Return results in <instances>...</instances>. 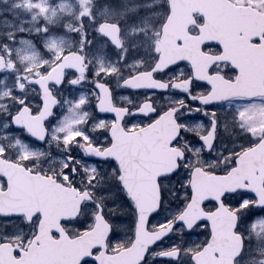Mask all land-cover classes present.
Returning <instances> with one entry per match:
<instances>
[{
	"label": "snow or ice",
	"instance_id": "6c2138e0",
	"mask_svg": "<svg viewBox=\"0 0 264 264\" xmlns=\"http://www.w3.org/2000/svg\"><path fill=\"white\" fill-rule=\"evenodd\" d=\"M79 2L81 11L78 14L77 26H67L70 31L76 32L79 36V42L75 48L70 44L66 45L63 36L55 34L45 36L43 40V52L36 49L30 41H21V43L27 45V48L23 50L22 54L21 50L17 49L16 55L25 67L22 72L16 74L15 86L6 93L10 99H13L15 104V109L7 115L10 122L8 126L23 128L34 140L43 143L51 138L52 141L64 145L63 151L66 152V156L62 160V178L65 181L74 180L78 173H83L87 178H82L81 183L95 192L98 187L105 186L103 183L105 177L101 173V170L95 164H90L87 169L80 167V160L69 149L72 145H75L86 157L101 162L115 161L118 159L115 152V134L108 131L106 121L104 120H99L94 123L92 128L85 130L87 120L92 115L86 110L90 104L88 94L80 92L75 98L69 99L64 97L62 99V94L58 95L57 92L63 87H70L75 90L82 87L85 82L91 83L93 85L91 95L96 100L94 105L96 115L111 112L114 116H117L118 114L110 102L112 90L106 81L114 74H118L119 69L111 63L105 65V62L99 59L96 66L90 70V60L86 55V48L90 47L93 41L90 38V34L85 30V24L87 22L94 25L93 31H95L96 35L102 37L107 44H110L115 49L123 48L124 40L120 35L119 20L109 17L107 20L97 23L98 14H93L92 0H79ZM33 7L37 9L40 15L45 16L46 19H50L48 17L47 4L39 2L34 4ZM115 15L116 10H113L112 16L114 17ZM38 31L48 34L50 29L44 26ZM28 49H31V51ZM12 56V50L10 48L7 49V65L3 62V56H0V71L15 72V61L12 59ZM155 71L156 69H152V72ZM89 75H91V79H89ZM140 86L136 83L135 76L121 82V87L136 89ZM30 87L36 93L34 104L29 103V97L24 94L25 89ZM230 99L250 101L253 98L227 96L202 97L198 103L205 106V111L201 113L199 108H197L194 112L189 113V117L196 116L197 114L207 116V108H212L211 123L214 130L218 124L215 106L226 103ZM190 100L193 104L197 103L195 98H190ZM61 107L63 111L57 119V123L52 125L50 129L51 119ZM247 110L251 111L252 108L249 107ZM189 117L184 118L187 119ZM177 122L179 123V120ZM112 123L114 124L115 121ZM245 123L238 121L241 127H244ZM90 132L103 134L105 136L104 141L93 140L89 135ZM109 140L112 141L111 144L108 143ZM200 140H203V137ZM179 169L180 164L177 163L172 173L158 176L154 191L155 204L146 213L142 212L139 203L143 194L138 192L134 186L127 183L123 175H120L116 180L114 190L119 200L132 210V214L128 217L116 216L114 219L117 221L127 219L137 227L142 226L144 231H149V224L159 216L167 200L163 182L174 175L175 171H179ZM115 174L116 169L113 168L109 172L108 181H111ZM261 183L264 184V181ZM246 191H251V189H247ZM85 195L88 194L85 193ZM225 195L229 194L226 193ZM231 195H235V193H231ZM235 205V214L231 220L224 223L225 238L232 240V251L229 253V259L225 260L221 258L215 261L214 264H249L247 259L242 260L241 258L246 256L245 241H250L251 236H246L240 232L239 226L247 222L249 232L264 231V215H253L254 210L264 209V196H261L254 203L237 199ZM101 215H103V210L101 211ZM199 223L203 224V220ZM165 224L169 225V229L155 233L154 239L144 246L137 264H153V261L156 260H168L173 262V264H179L182 250L178 245H172L169 249L154 251L157 248L158 242L163 241L167 235L171 234V227L174 225L168 220L153 225L156 229H164ZM191 230L192 226L188 228L187 232L191 233ZM247 247L251 250V244H248ZM202 251H205V249H198L197 254L192 256L193 264H201L199 255ZM183 252L184 254L192 255L190 249L183 250ZM217 253H220L221 257H223V250L219 246L212 250L213 256Z\"/></svg>",
	"mask_w": 264,
	"mask_h": 264
},
{
	"label": "water",
	"instance_id": "95a60500",
	"mask_svg": "<svg viewBox=\"0 0 264 264\" xmlns=\"http://www.w3.org/2000/svg\"><path fill=\"white\" fill-rule=\"evenodd\" d=\"M170 14L162 28V37L160 44V59L154 69L161 71L169 65H174L179 61L195 62L199 58V47L205 42H216L223 49V53L215 58H210L209 66L214 61L228 62L238 72L237 79L234 83L224 81L216 85L212 78H207V73L204 71L205 66L196 68L193 64V70L198 74L199 78L209 81L212 86V92L208 97H257L264 95V13L250 7L235 5L229 0H168ZM200 14L204 17V25L200 27V34L196 37H191L187 34V27L191 25L193 14ZM259 40V45H252L251 41ZM181 42L184 46H177V42ZM186 45H191L189 49ZM198 50H197V48ZM197 51V52H194ZM207 60V57L202 56ZM208 58V59H209ZM4 62V59H3ZM5 64V63H4ZM204 71V73H203ZM141 78V77H140ZM144 82H139L142 87H150L151 82L145 77ZM171 125L177 129L176 125L171 120ZM155 125H151L136 135H124L120 127V123L113 126L110 133L115 134V152L118 157L116 160L121 168V175L125 177V181L134 186L138 192L142 193V199L139 201L142 212L146 213L148 209L155 204V185L159 175L168 173V168L164 162L168 160L169 153L173 152L169 149L172 141L173 133L167 137H162L160 131L158 133ZM177 132V130H175ZM174 131V132H175ZM176 132L174 137L176 136ZM137 141L141 142L140 147L136 150L138 154H144V158L140 159L143 165L132 174L126 175L124 172V144H134ZM213 141V133L210 132L205 138L204 143L207 149L210 148ZM0 174L6 177L8 181V189L5 192H0V214L6 211V208L11 204H5L3 197L5 195H13L17 182H19L24 174L21 167H17L12 163L0 160ZM159 163L162 164L159 166ZM236 168L231 170L227 176L213 175L202 177V172H194L191 179V200L187 209L179 217L178 221L183 222L188 226H194L195 223L203 220L211 225L212 237L209 244L200 252L199 259L201 264H214L215 261L221 258L229 259V253L232 251V240L226 239L223 225L216 219L218 213L213 215L204 214L201 211L202 205L213 200L220 202L223 195L226 193H234L238 190L248 191L254 194L258 199L264 196V187L261 182L264 181V136L259 143L253 148L242 153L235 161ZM29 174H26L28 177ZM36 180H40L39 176H34ZM247 183V185H245ZM71 193V191H69ZM64 195L68 194L67 190L62 191ZM75 192L71 193V205L69 209L62 210L65 216L61 215L60 219H71L78 215L79 207L84 199V196L75 198ZM20 206V205H18ZM27 204H21L19 214H23L28 219L36 212L40 211L39 207L27 210ZM56 207L53 206L52 210ZM67 210V212H66ZM223 210L222 207L217 211ZM12 213L17 214L18 211L14 207ZM56 219V218H55ZM57 221V220H56ZM224 227V226H223ZM139 228V229H138ZM109 225L105 223L101 215L96 217V224L93 230L87 232L81 237L69 240L66 236H62V247H56L53 252V261L50 264H70L68 257H72V264H78L82 259L89 257V248L84 249L82 244L88 242L89 239L97 240L106 237ZM143 227H137V238L140 236ZM43 222H41L38 230V235L34 239V243L41 242L45 234ZM104 233L102 237L100 234ZM49 236L46 238L48 239ZM32 243L27 251H21V258L17 261L13 258H0V264H37L31 258L36 252L37 247ZM77 243V245H75ZM6 246V245H5ZM221 247L223 257L217 253L218 258H214L212 250L216 247ZM70 248L71 252L68 256L61 255L59 250ZM9 254L12 249L8 248ZM122 254V253H121ZM119 254L117 257H120ZM80 257L78 258V256ZM196 255V254H195ZM58 256L59 261L55 259ZM52 259V258H51ZM138 261V260H136ZM40 264V263H39ZM101 264H124V260L117 262L114 258L105 259Z\"/></svg>",
	"mask_w": 264,
	"mask_h": 264
},
{
	"label": "rangeland",
	"instance_id": "374dc122",
	"mask_svg": "<svg viewBox=\"0 0 264 264\" xmlns=\"http://www.w3.org/2000/svg\"><path fill=\"white\" fill-rule=\"evenodd\" d=\"M96 0H92V5L95 3ZM103 0L101 4L97 6H93V10H95V15H97V18H102L104 20H107L109 17H112L113 19L122 18L131 11H136L139 7L142 9L144 8L143 13L146 15L140 16L138 19L135 18V22L132 23L133 25H129L127 27V31L125 32L128 35H132L130 33L138 32L140 29H143L146 33V38H148V34L153 37L152 46H156L158 36H159V30L155 27L156 22L163 21V17L165 15V9H167V6L165 4V0ZM144 1V2H143ZM234 3L242 4V5H250L254 8H257L259 10L264 11V0H231ZM43 2L47 4L48 7V17L50 19H46L45 16L40 15V13L37 11L35 7H33L34 4ZM143 2V3H142ZM141 3V4H138ZM153 7V10L151 13H149L150 7ZM138 7V8H137ZM113 10H116V15L113 17ZM81 11L80 2L79 0H0V55L4 56L6 59V64L8 63V57H7V49H11L13 52L12 59L15 61V72H9L7 70L0 72V143H3L4 140L2 138L5 137H12L15 133H17V136L15 137H23L25 136L23 132L14 130L13 127L8 126L9 125V117L8 113L10 111H13L15 109V104L13 103L10 107L9 97L6 95L10 89H12L15 86V78L16 74L23 71L25 65L21 62V60L16 55V50L20 49L21 54L23 53V50L27 48V45L21 43V41H24L18 36L20 33H27L29 34V41L35 46L36 49L43 52L41 48H39L38 44L41 43V41L35 42L36 38L41 36L39 29L40 23L42 21H49L48 23L51 24V22H55L56 24H51L54 26H62L66 30H68L67 26H72L75 20L73 19L77 12ZM61 12V13H60ZM122 13V16H121ZM35 16V18H33ZM153 22L152 23V19ZM63 21V22H62ZM154 25V28H153ZM38 33V34H36ZM33 34L38 35L33 38ZM31 38V39H30ZM146 40V39H144ZM76 40H74L73 37L65 38V43L70 44L73 48L75 45ZM43 44V43H42ZM31 51V49H28ZM105 52L108 53L107 56L101 58L105 65H108L110 62L107 60L110 55V50L108 47L104 48ZM46 53H44L45 55ZM47 56V54H46ZM114 61H111V64L118 67L119 72L118 74H114L110 79L109 83L111 86L115 89H118V99L120 101L124 102V95L122 94V88L119 86V82L124 79L125 76L129 75V73L137 72L141 68V64L138 61H132L129 65L122 66L120 64V56H116L112 58ZM97 58H94L92 60V69L97 64ZM182 69H178L177 72L173 71L170 73L171 78L178 79L181 76ZM124 71L126 75H124ZM122 73V74H121ZM179 75V76H178ZM91 79V78H89ZM178 83V82H177ZM86 87L83 89V87L77 88L73 90L70 87H63L58 90L57 94H62V99L64 97H67L69 99L75 98L76 95L80 92H84L88 94L90 99V104L87 111H91V106L95 103V98L91 95L93 92V85H89L87 82L84 84ZM70 88V89H68ZM25 95L29 97V103L34 104L36 101V93L35 91L30 87L25 89ZM130 99L129 97H127ZM13 100V99H12ZM165 101L167 104L173 102L172 96H166ZM239 106V110H238ZM249 107L252 108L251 111L247 110ZM10 109V111H9ZM216 110V119L218 121V124L216 125V140L215 144L213 145V148L210 152H206L203 149V146L200 142V140L195 139L194 137H189V139L185 140L186 137L182 135L181 141L185 145V149L189 150V152H192V154L195 156V159H198L194 161V163H197L199 166L203 167L206 171L209 172H216L218 170L225 171L230 164L232 163V160L235 156H237L242 151L254 146L263 136L264 132V97L252 99V100H240V99H232L227 101L226 103L219 104L218 106H215ZM5 111H9L8 113H5ZM63 111V108L61 107L58 109L57 114L53 121L51 122L50 129L52 125H55L57 123V119L61 115ZM205 111V109H204ZM194 112V109L190 111ZM208 115H196L198 117H201L197 119L194 116L186 115L183 116L181 119V124L183 128V134L186 131H192L195 136H198L199 132L205 134L207 130L209 129V124L211 121V112L212 108H207ZM203 113V112H202ZM184 117H189L185 119ZM3 118V121H1ZM238 121L240 122H246L244 124V127L239 126ZM94 123L96 121H93L90 128L93 127ZM109 121H106V127L108 125ZM199 126V127H198ZM207 127V128H206ZM9 130L7 134L3 132V130ZM89 129V128H88ZM85 130H87L85 126ZM20 134V135H19ZM89 135L92 137V133L90 132ZM93 139V137H92ZM50 140V141H49ZM49 141V143H48ZM31 143V142H29ZM58 144L55 141H52L50 138L47 140L46 144L43 145V149L40 151H37L34 146L33 149L28 147V143L26 141H23V144H20L17 141L15 142L16 151L18 152V156L20 157L24 162L29 160V158L26 156H33L30 157L35 161V164L28 163L31 169L40 171V172H47L52 174L54 171H57V177L58 179L65 181L62 178L61 171H62V160L63 156L59 159H57V166L54 169V161L50 159L51 165L47 166V163L44 161L46 159L47 155V147H51V144ZM62 146V150L64 149V145L59 144ZM2 145L0 144V150L2 149ZM74 147L76 148V152L74 155L77 157V159L85 158L83 156L82 151L75 145H72L70 149ZM69 149V150H70ZM1 153V151H0ZM35 153V155H33ZM82 154V155H81ZM81 155V156H78ZM28 159H25V157ZM43 161V162H42ZM27 163V162H26ZM80 167L87 169L88 166L85 165L83 161L80 160ZM103 167H100L101 173L105 177L104 187H98L95 192H93L91 189L87 188L84 184L81 183L82 178L86 179L83 175V173H78L77 176L74 178V180L65 181L67 184L71 183V186H76L80 191L84 188H87L88 192L92 194V198L94 201L90 204H87L83 210H82V219L77 221L76 225H72L69 227H66V230L69 232L71 236H74L75 234L81 233L84 230H87L91 227L93 224V216L97 209V204L100 202V204L105 205L103 207V212L108 218L106 219L112 226L113 232L115 233V248L118 247H124V220L117 221L114 219L116 216H123L124 212V204L119 200L118 196L115 193L114 185L116 183V180L119 176V172H116V174L113 176L111 181H108V175ZM186 177L184 175H178L174 179V183L170 184V181H167L164 183L165 190H168L170 187V191L168 190L167 193L169 194V198L166 201L175 202L177 201L176 207L170 206L167 209V213L160 215L157 219L156 223H163L164 220H166V217H168L170 214H174L178 207L180 206V201L185 200L188 197V190L186 189L185 182ZM175 183L180 184V189L176 190ZM3 182L0 179V187L3 188ZM102 189L104 190L102 192ZM116 197V199H115ZM241 197V196H238ZM242 201L247 200L249 203H254L249 197L242 196L240 198ZM102 205V206H103ZM85 214V215H83ZM103 214V215H104ZM104 215V216H105ZM257 215H264V210L261 212H258ZM12 222V221H11ZM34 226L32 227H26L23 226L21 222H16L14 225L2 223L0 221V235L5 240H9L11 242L17 243V245H24L27 243L29 238L34 233ZM13 224V222H12ZM75 224V223H74ZM241 232L244 233L246 236H251V240H246V256L243 257L244 259H247L248 261L255 260V264H261L263 262L264 264V231L257 232H249L248 223L245 222L242 224ZM9 231L8 234H5ZM205 237V231L203 228L196 230V232L192 235V237L186 236L183 234L181 230H178L174 237L171 239L169 238L164 246L161 249H166L172 245H177L182 250L190 249L191 252H195L202 246L203 238ZM248 244H251V250L248 249ZM114 248V249H115ZM184 255V252H183ZM188 255V254H185ZM184 261V258H182L179 261V264H182ZM153 264H156L155 261ZM165 264V263H161ZM170 264V263H169Z\"/></svg>",
	"mask_w": 264,
	"mask_h": 264
},
{
	"label": "flooded vegetation",
	"instance_id": "af4514ba",
	"mask_svg": "<svg viewBox=\"0 0 264 264\" xmlns=\"http://www.w3.org/2000/svg\"><path fill=\"white\" fill-rule=\"evenodd\" d=\"M151 11L152 10H149V13H151ZM165 11L166 12H165V15L163 17L162 23L160 21L155 23V27L158 28V30H159V36H158L156 46H152L153 37H151V35L148 34V38L145 37L146 34L150 30L145 33L143 29H140L138 32H135L138 34H132V35H128L125 33L127 31V27L129 25L130 26L133 25L132 23L135 22L136 17H137L136 19H138L140 16H142V14L146 15L145 13H143L142 10L131 11L130 13L125 15L124 17L116 19V20H119L120 29H121L120 35L123 37V40H124V47L121 49H115L110 44H107L106 41L102 37H98L96 35L95 31H93L94 25L88 24L86 22L85 30L90 34V38L93 41L92 45L90 47L86 48V55H87L88 59L90 60V65H89L90 70L92 69V60L94 58L98 57V59H101V58L104 59V57L108 55V53H106L104 50L105 47H108L110 50V55H109V58L107 59L110 63H111V61H113V59H112L113 57L121 55L120 61L122 60L121 62H122L123 66L129 65V63L132 61H138L141 64V68L137 72H135V74L139 73V72H148V71L152 70L155 62L159 58V56H158L159 51L158 50L160 47L159 41L161 38L160 32L162 31L163 23L168 16V9H165ZM78 14H79V12H77L76 15L74 16V17H76L75 22H74V27L77 26ZM93 14L95 15V10H93ZM198 18L199 17L195 16V20L198 21L199 23H201V20ZM103 20L104 19H102V18H97V23H100ZM152 23H154L153 19H152ZM153 28H154V25H153ZM190 33H196V32L193 31V29L192 30L190 29ZM144 39H146V40H144ZM75 40H76V42H75L74 48L77 46V44L79 42V36L76 32H75ZM179 44L181 45V43H178V45ZM201 51L204 52L205 54L216 55V54H219L221 50L215 44H206L202 47ZM196 68H198L197 65H196ZM178 69H182L180 78L174 80L173 78L169 77L170 73H172L173 71L177 72ZM125 72L126 71H124V75H126ZM212 73L213 74L220 73L227 80H230V81H232L235 78L234 70L231 67H228L227 65H217V64L214 65L212 68ZM129 74L131 75L133 73H129ZM130 75L125 76L124 79ZM89 78H91V75H89ZM153 79L156 81H163L167 84V89L165 90V92L154 91V90L150 91V90H144V89L143 90H132V89L124 88L122 90L124 92V102L118 100L114 105H116V106L119 105L122 108H124L122 124H123L124 131L126 133H130V132L140 130V129L152 124L157 119H160V117L165 112H167L168 110L174 109L175 118H176V120H179V123H178V125H179V136L176 139V141L174 142V144L172 145V149L174 151L169 153L168 160L166 162H164V165L167 168L174 170L175 169L174 166L177 165V163H179L180 169H179V171H175L174 175H172L169 179H167L163 182L164 191H165V193L167 195V199H168L169 194L167 193V191L168 190L170 191L171 187L168 190H165V186H164L165 182L170 181V184H172V183H174L175 177H177L178 175H181L184 178V175H185L186 181L184 183H185L186 189L188 190V193H189L190 186H191L190 181H191L192 172L195 168L201 167L197 163H194V161H196L198 159H195V156L192 154V152H189V150L185 149V145L181 141L182 135L184 137H186L185 140L189 139V137H191V138L194 137L195 139L200 140L201 137H204L206 134H208V132L210 130H212L213 125L210 121L209 129L203 135H202V133L200 134V132H199L198 133L199 135L195 136V134H193V132L190 130L184 132V134H183L181 119L183 118V116H186L187 114H189L192 109H194V111H195L197 108H199L201 113L204 112L205 106L199 104L198 102H199L200 98L206 96L209 93L210 88H209L208 84L196 81L194 79V72H193L192 64L188 63V62H181V63L177 64L176 66H173V67L171 66L166 71L154 73ZM106 82L109 84V81H106ZM88 84H91V83H88ZM113 94H114V90H112L111 96H113ZM166 96H172L174 101L167 104L165 101ZM127 97H129L130 99H128ZM190 98H195L197 103L193 104L191 102ZM113 99H115L114 96H113ZM113 99H112V101H113ZM147 105H149L148 106L149 111H148V113L144 114L142 112H144L147 109L146 108ZM218 105H216V106H218ZM197 115H199V114H197ZM110 125H107V129L110 128ZM169 126H170V124L168 122H164V129L161 131L162 137H167L168 133H171L173 131V128H171ZM215 134H216V126L214 129V135ZM17 139L18 140L21 139L23 141L24 137H19V138L18 137H7V138L3 139L5 142L3 143V147L0 150L1 151L0 158L5 159L6 161H12V162L22 164L25 167L29 168L28 167L29 162L25 163V162L17 159L16 158L17 157L16 151L13 150V148L11 147V141H17ZM104 139H105V137L101 133H96L93 136V140L104 141ZM215 140H216V136L214 137V141ZM200 142L203 146L202 140H200ZM108 143L111 144V140H109ZM140 145H141L140 141H137V143H134V144H129V143L124 144V157L126 159H133V160L124 161V172L126 173V175L132 174L131 172L137 171V169H139V167L141 166L140 163L136 162V159H139L140 156H144V154L136 153V150L140 147ZM51 146H52V148L47 151L48 158H47V160H45V162L47 163V166H49V165H51L50 159H52L54 161L53 163H54V169H55V167L57 166V164H56L57 159L64 156V151L59 150V147L56 144H52ZM203 149L206 151L204 146H203ZM177 150H179L181 152H177ZM206 152L208 153L209 151H206ZM181 157H183V159H181ZM86 163L89 165L95 164L96 167H98L99 169L102 166L103 169L107 173L110 172L113 168L116 169V172L120 171L119 167L117 166V164L114 161L101 162V161H96L90 157H87ZM160 165H162V164L159 163V166ZM233 165H234V161L230 164V166L225 171L218 170L216 172H211V173H217V174L222 173V174H224L227 171H229L233 167ZM201 168H203V167H201ZM39 173H41L42 175L53 176V177H55L57 175V171H54L52 173V175H49L50 173H47V172H39ZM55 178L58 179L57 177H55ZM60 181L63 182L62 180H60ZM74 187H76V186H74ZM175 188H176V190H179L180 184L175 183ZM87 190H88L87 188H84L81 191H87ZM103 191L104 190L102 189V192ZM79 192H80V190H79ZM245 195H246L245 193H241V192H236L235 195H231V194H229L227 196L224 195L221 199V202H219V203L216 201H213V200L205 202L202 206V210L204 213H206L208 215H214L216 213V211L219 209L220 205L223 206V210H221L219 212L218 216L216 217V219L220 223L222 221L223 225H220V227L223 229L225 221L231 220L232 216L236 212L235 201L237 199H240L242 196H245ZM188 196H189V194H188ZM238 196H241V197H238ZM251 200L256 202L255 197H252ZM93 201H94V199H93ZM93 201H90L87 204H90ZM180 202L181 203H180V206L178 207V210L174 214H170L168 217H166V220L170 221L174 225L171 227V234L167 235L163 241L158 242L157 248L154 249V251L161 249L164 246L165 242L169 238L171 239L172 237L175 236V234L178 230H181L184 235L192 237V235L196 232V230L203 228L205 231V237L203 238V241L201 244L202 246L200 247V249H202L205 245L208 244V242L211 238V234H212L211 233V227H210L208 222H203V224L198 223L197 225H195L192 228L191 233H188L187 232L188 228L186 227V225L184 223L177 221L178 216L185 210V208L188 204L187 201H180ZM176 204H177V201H175V202H170V200L166 201L164 206L162 207V209L160 211L159 216L162 215V213L166 214L167 209L170 206L176 207ZM97 206H99V204H97ZM262 210H264V209L254 210L253 215H257V213L261 212ZM131 214H132V210L129 209L124 204L123 216L128 217ZM158 217H156V219H154L152 221V223L149 224V226H148L149 231H147V232L145 231V232L140 234V236H139L140 242L138 243V246L134 249V252H138L141 255L143 252L144 246L146 244H148V242L150 240L154 239V233L157 232L158 230H160V229H156L153 227L154 224H157L156 222H157ZM11 219L12 218H10V220ZM32 219H31V222L32 221L33 222L39 221L40 215L37 214V215L33 216ZM5 220H7V219H5ZM242 226L243 225L239 226L240 232H241ZM167 227H169V225L165 224L164 228H167ZM136 230H137V226L130 223L129 220L125 219L124 220V247L121 246V247L115 248V246H116L115 238H114L115 234H113L114 232L112 231V233L110 234V236L107 240V243H106V253L107 254H113V253L118 252L121 249H124V251H125V250L129 249L130 247H132L134 245V242H135L136 237H137L136 236ZM54 237L56 238L57 235H54ZM30 242H31V240L28 243H25L24 245L23 244L19 245V246L17 244H14V245H16L19 248L21 246H25V248H26V246H28L30 244ZM42 245H43V243H41V246ZM245 245H246V242H245ZM170 247H168L166 249H169ZM42 248L43 247H41V251H40L41 256L43 255V249ZM245 249H246V247H245ZM98 252H99V250H95L94 254L97 256ZM196 253H197V251L192 252V255H185V254L183 255V250H182V254L180 256V260L182 258H184V261L182 264H193L192 256H194V254H196ZM18 255H19L18 252L15 251V256H18ZM134 255H136V254H133L132 256H134ZM130 257L131 256L125 258L124 262H126V261L127 262L128 261L133 262L134 259L133 258L129 259ZM213 257L218 258V255L216 254ZM241 259L243 260V257ZM153 263H154V261H153ZM155 263L156 264H161V263L173 264V262L168 261V260H156ZM93 264H95V263H93ZM249 264H255V260L249 261ZM261 264H263V262H261Z\"/></svg>",
	"mask_w": 264,
	"mask_h": 264
},
{
	"label": "bare ground",
	"instance_id": "6f19581e",
	"mask_svg": "<svg viewBox=\"0 0 264 264\" xmlns=\"http://www.w3.org/2000/svg\"><path fill=\"white\" fill-rule=\"evenodd\" d=\"M18 36H20V38H21L22 40H24V41H25V40L29 41V35H27L26 33H20V34H18ZM9 102H10V107H11V105L14 103V101H13L12 99L9 98ZM9 111H10V109H9ZM9 111H5V113H8ZM90 119H92L91 116H90V118H88V120H90ZM3 132H4L5 134L8 133V131H7L6 129H4Z\"/></svg>",
	"mask_w": 264,
	"mask_h": 264
}]
</instances>
